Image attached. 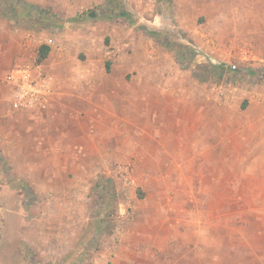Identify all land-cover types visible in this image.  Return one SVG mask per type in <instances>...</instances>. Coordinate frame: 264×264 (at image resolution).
I'll return each instance as SVG.
<instances>
[{"label":"rangeland","instance_id":"rangeland-1","mask_svg":"<svg viewBox=\"0 0 264 264\" xmlns=\"http://www.w3.org/2000/svg\"><path fill=\"white\" fill-rule=\"evenodd\" d=\"M22 1L58 25L26 28L0 10V141L18 158L11 165L0 157V264H264V132L244 129L251 99L264 95V0H193L183 9L180 0H118L135 28L103 18L105 0ZM143 28L193 46L192 66L183 69ZM44 45L51 51L38 63ZM201 62L241 72L203 83L193 77ZM140 65L152 66L143 74L154 82L186 85L180 95H205V132H187L184 120L185 144L153 168L132 165L130 185L116 173L127 163H116L97 170L82 198L72 191L71 203L55 192L39 197L21 177V156L36 132L53 130L45 120L51 99L46 109L21 106L10 76L30 69L51 87L76 82L77 93L89 94L86 83L132 82Z\"/></svg>","mask_w":264,"mask_h":264},{"label":"crops","instance_id":"crops-1","mask_svg":"<svg viewBox=\"0 0 264 264\" xmlns=\"http://www.w3.org/2000/svg\"><path fill=\"white\" fill-rule=\"evenodd\" d=\"M107 1L98 9L105 10ZM192 1L180 0V9L190 6ZM111 18L116 22H126L132 28L137 24L134 18V25L125 18ZM148 70L152 71V66L142 68L140 65L132 82L103 80L86 83L89 94L77 93L76 82L50 86L52 95L45 120L49 122L52 118L49 123L54 128L36 132L32 140L28 139V147L22 149L21 156V177L33 185L39 197L55 192L62 195V201L68 204L71 203L68 198L73 199L72 191L82 198L80 194L84 193L85 186L88 189L93 184L97 170L113 168L118 163L131 164L135 168H153L161 161V155L172 152V145L182 147L185 144L184 120L186 125L190 124L187 132H205V95L199 92L180 95L179 91L186 85L154 82L143 74ZM131 88L135 91H130ZM94 89H101L100 94L94 96L91 91ZM249 108L253 116L246 121L245 132H264V95L251 99ZM213 120L214 132H221L220 107L213 112ZM8 149L0 141V157L13 165L18 158ZM63 170L71 172L62 174ZM69 174L73 175L71 181H68ZM68 182L79 187L76 190L66 188ZM78 214L83 215L82 210L77 209L75 215Z\"/></svg>","mask_w":264,"mask_h":264},{"label":"trees","instance_id":"trees-1","mask_svg":"<svg viewBox=\"0 0 264 264\" xmlns=\"http://www.w3.org/2000/svg\"><path fill=\"white\" fill-rule=\"evenodd\" d=\"M0 7V10L5 14L11 13V15L17 21H24V26L26 28L43 29L45 23L49 20L51 21V23L53 22L52 24H49V27H51L52 30H55L57 28L58 21L50 17V15H48L47 13L48 11L37 10L39 8L36 9V7H34L33 5L26 4L22 0H0ZM105 9L108 15L107 17L125 18L131 25L135 24L132 15L119 7V5L117 4V0L107 1ZM91 15H93L94 17L95 13L91 12ZM143 30V32L148 37H151L164 49L171 52L177 63L183 69H189L192 66V63L196 58V50L193 46L176 45L167 33L153 31L148 28H143ZM188 43L192 44L193 42L191 40H188ZM50 51L51 49L49 46H42L38 54V63H43L44 61H46L50 54ZM240 72L241 71L239 70L226 68V66L224 65H215L210 62H201L195 66V70H193V77L197 81L203 83H219L223 80L228 81L234 79L239 75Z\"/></svg>","mask_w":264,"mask_h":264},{"label":"built area","instance_id":"built-area-1","mask_svg":"<svg viewBox=\"0 0 264 264\" xmlns=\"http://www.w3.org/2000/svg\"><path fill=\"white\" fill-rule=\"evenodd\" d=\"M9 81L17 94L21 106L30 109H46L51 96L49 83L43 81L30 69L16 71L10 76ZM224 93V91L219 92L218 100L224 99V102L227 103L228 97H225ZM116 173L125 185H130L132 176L131 164L119 165Z\"/></svg>","mask_w":264,"mask_h":264}]
</instances>
